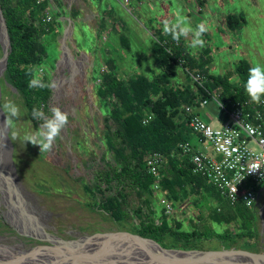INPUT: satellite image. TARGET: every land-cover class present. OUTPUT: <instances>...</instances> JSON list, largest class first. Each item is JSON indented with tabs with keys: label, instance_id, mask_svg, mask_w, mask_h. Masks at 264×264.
Returning a JSON list of instances; mask_svg holds the SVG:
<instances>
[{
	"label": "rangeland",
	"instance_id": "374dc122",
	"mask_svg": "<svg viewBox=\"0 0 264 264\" xmlns=\"http://www.w3.org/2000/svg\"><path fill=\"white\" fill-rule=\"evenodd\" d=\"M51 2L54 23L42 38L47 56L36 67L34 77L42 80L47 76L50 84L56 85L51 88L44 112L49 114L50 107H59L68 113L69 123L50 152H40L39 146L24 142L37 127L29 119L16 86L6 82L4 72H0V105L13 101L20 109L19 118L7 128L12 145V165L2 169L9 193L5 198L0 188V238L8 244L22 243L24 247L39 242L16 230L26 232L42 226L46 232L63 239L131 231L98 208L95 197L84 191L80 178L86 181L91 177L92 168L97 166L91 164L100 162L101 153L105 151L104 125L116 127L114 120L104 112L105 107L97 95L102 74L111 72L124 83L140 75L149 79L158 76L162 69L152 50L157 38L171 36L163 30L166 21L175 22L178 16L186 17L193 28L204 23L208 29L202 36L203 47H190L191 34L174 40L188 59L185 63L176 62L173 72L167 74L169 88L192 86L194 89L195 72L202 76L203 82L212 75L226 76L237 84L235 66L239 61H247L250 68L256 64L264 66V0ZM228 17L239 23L231 26ZM0 33L1 58L4 41L1 27ZM63 38L65 54L58 61ZM187 62H191V68ZM199 114L204 120L210 114L214 117L212 125L220 126L222 112L214 100L209 101ZM3 139L4 134L0 138V159ZM161 169L166 175L168 164L164 162ZM159 198V193H154L153 204L157 212L161 211ZM216 203L209 192L194 191L177 205V213L166 217L171 225L179 223L183 230L232 234L251 231L253 236L243 237L232 245L213 239L195 241L196 247L186 250L243 249L242 243H247L252 251L264 254V191L254 209V220L249 224L239 218L231 221L212 219L209 214ZM25 208L30 213L27 217Z\"/></svg>",
	"mask_w": 264,
	"mask_h": 264
},
{
	"label": "trees",
	"instance_id": "16d2710c",
	"mask_svg": "<svg viewBox=\"0 0 264 264\" xmlns=\"http://www.w3.org/2000/svg\"><path fill=\"white\" fill-rule=\"evenodd\" d=\"M51 1L0 0L10 43L4 80L16 86L28 110V117L37 130L42 121L32 118V109L39 107L44 111L52 89L29 88L28 84L35 75L36 67L47 56L42 38L50 30L54 18L45 25L41 15L45 7H52ZM228 22L231 26L239 23L231 17H228ZM157 39L152 53L162 71L154 79L140 75L124 83L111 72L102 74L97 95L105 107L104 112L114 120L116 127L108 123L104 125L105 151L101 153L100 162L91 164L97 165L92 168L91 177L86 181L80 178V183L86 193L95 197L98 208L109 218L164 247L190 249L196 247L195 241L210 239L232 245L243 237L251 238V231L232 234L183 230L179 223L171 225L165 210L161 207V211L157 212L153 204L154 193H159L177 207L192 192L203 193L204 190L217 200L209 214L212 219L231 221L239 218L244 224H249L254 220L256 209L239 202L231 204L222 198L203 176L192 171L189 156L180 147L181 143L191 139L183 106L204 98L210 99L212 91L217 88L219 100L228 110L231 102L249 98L245 92L250 69L248 62L242 60L235 66L237 84L226 76L209 75L203 85L195 82L194 89L192 86L169 88L167 74L173 72L176 62L185 63L188 55L171 36ZM187 64L191 68V62ZM42 81L50 84L47 76H43ZM152 152L160 153L162 164H168L166 175L159 168L161 177L156 192L153 188L155 176L146 167V158ZM242 247V250L252 252L249 244L242 243Z\"/></svg>",
	"mask_w": 264,
	"mask_h": 264
},
{
	"label": "built area",
	"instance_id": "2783aa9c",
	"mask_svg": "<svg viewBox=\"0 0 264 264\" xmlns=\"http://www.w3.org/2000/svg\"><path fill=\"white\" fill-rule=\"evenodd\" d=\"M43 1L36 0L37 3ZM52 20L51 8L47 6L42 11L41 21L46 25ZM193 78L203 85L199 73L195 72ZM219 94L217 88L210 99L183 106L191 139L181 143L180 147L188 154L192 171L203 176L222 198L231 204L239 202L254 208L256 195L264 191V98L259 104L249 98L236 100L231 102L228 110L219 100ZM211 100L222 112L219 127H214L211 120H204L199 114ZM162 162L163 157L158 152H152L146 158L147 170L155 176V192L159 189ZM159 203L166 214L179 211L163 196Z\"/></svg>",
	"mask_w": 264,
	"mask_h": 264
},
{
	"label": "water",
	"instance_id": "95a60500",
	"mask_svg": "<svg viewBox=\"0 0 264 264\" xmlns=\"http://www.w3.org/2000/svg\"><path fill=\"white\" fill-rule=\"evenodd\" d=\"M1 26H3L8 42V49L5 52L2 50L0 58L4 59L3 73L6 68L10 43L0 9ZM64 42L63 38L58 61L65 54ZM0 118L4 123L6 117L2 111H0ZM7 128H5L4 147L0 159V168L2 169L12 165V145L7 135ZM24 211L25 216H29L28 209L25 208ZM32 221L34 222V220ZM14 229H16L15 226ZM16 231L39 243L24 247L22 243L8 244L0 238V247L7 248L4 253H0V264H264V254L262 253L233 248L210 251L165 248L151 238L142 237L130 231L96 233L72 239H63L52 235L46 232L42 226L26 232ZM115 246L120 247V250L108 253V249ZM237 255L248 260L246 262L221 263L215 259L221 256ZM127 260L131 261L127 262Z\"/></svg>",
	"mask_w": 264,
	"mask_h": 264
},
{
	"label": "clouds",
	"instance_id": "9594fccd",
	"mask_svg": "<svg viewBox=\"0 0 264 264\" xmlns=\"http://www.w3.org/2000/svg\"><path fill=\"white\" fill-rule=\"evenodd\" d=\"M164 32L171 35L173 40L179 41L183 36L187 38L189 34L192 35L190 47L197 48L204 46L202 36L208 30L204 23L198 24L193 28L186 17H177L175 22H165ZM29 88H55V84L43 82L39 77H34L29 81ZM245 92L251 102L259 104L264 98V66L256 64L249 69L248 79L245 83ZM0 111L5 115L3 127H10L15 119L20 116V109L13 101L5 102L0 105ZM32 118L42 121L39 129L29 136L25 137L24 142H30L33 145L39 146L40 152H50L53 144L58 137L61 136L62 131L69 123L68 113L62 111L59 107L52 106L49 109V114H46L43 109L34 107L32 109ZM147 123V121H145Z\"/></svg>",
	"mask_w": 264,
	"mask_h": 264
},
{
	"label": "bare ground",
	"instance_id": "6f19581e",
	"mask_svg": "<svg viewBox=\"0 0 264 264\" xmlns=\"http://www.w3.org/2000/svg\"><path fill=\"white\" fill-rule=\"evenodd\" d=\"M1 28L3 29V26H1ZM3 35L2 36L4 38L3 41V46H2V50L5 52L8 49V42H7V37H6V33L3 29ZM3 64H4V59H0V72L3 69ZM4 134V139L5 140V127H3V122L2 119L0 118V136L2 137V135ZM0 137V138H1ZM5 169V168H4ZM4 172L2 170V168H0V188L2 190V194L3 196L6 198L7 193H9V189H7V187L5 186V179H4ZM7 250V248L1 246L0 247V253H4V251ZM120 250V247H113L112 249H108V253H113V252H118ZM217 259V261H220L221 263L223 262H228V261H232V262H246L248 259L246 258H242L241 256H221V257H217L215 258ZM131 261V260H127Z\"/></svg>",
	"mask_w": 264,
	"mask_h": 264
},
{
	"label": "crops",
	"instance_id": "0c3cea01",
	"mask_svg": "<svg viewBox=\"0 0 264 264\" xmlns=\"http://www.w3.org/2000/svg\"><path fill=\"white\" fill-rule=\"evenodd\" d=\"M205 109V107L204 108H202V109H200L201 110V112L203 111ZM206 120H211L212 122L214 121V117L213 116H211L210 114H208L207 115V119Z\"/></svg>",
	"mask_w": 264,
	"mask_h": 264
},
{
	"label": "flooded vegetation",
	"instance_id": "af4514ba",
	"mask_svg": "<svg viewBox=\"0 0 264 264\" xmlns=\"http://www.w3.org/2000/svg\"><path fill=\"white\" fill-rule=\"evenodd\" d=\"M259 196H260V194H257V195H256L257 202H258V198H259ZM252 252H254V251H252Z\"/></svg>",
	"mask_w": 264,
	"mask_h": 264
}]
</instances>
